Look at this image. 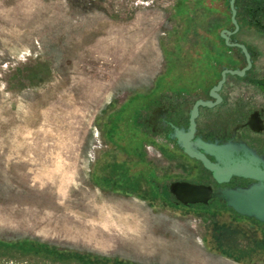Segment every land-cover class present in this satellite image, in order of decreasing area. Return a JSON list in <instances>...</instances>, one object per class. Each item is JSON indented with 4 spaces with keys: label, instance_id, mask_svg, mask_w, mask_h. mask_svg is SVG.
Returning <instances> with one entry per match:
<instances>
[{
    "label": "rangeland",
    "instance_id": "rangeland-1",
    "mask_svg": "<svg viewBox=\"0 0 264 264\" xmlns=\"http://www.w3.org/2000/svg\"><path fill=\"white\" fill-rule=\"evenodd\" d=\"M146 1L0 0V264H264L253 219L174 207L185 159L142 122L201 92L217 10Z\"/></svg>",
    "mask_w": 264,
    "mask_h": 264
},
{
    "label": "flooded vegetation",
    "instance_id": "flooded-vegetation-1",
    "mask_svg": "<svg viewBox=\"0 0 264 264\" xmlns=\"http://www.w3.org/2000/svg\"><path fill=\"white\" fill-rule=\"evenodd\" d=\"M209 1L217 11L204 18V87L201 92H186L168 101L159 99L142 122L151 134L173 145L175 151L168 149V154L185 159L186 169L171 181L202 183L216 190L244 186L251 180L232 176L227 183H217L209 170L184 154L176 139L169 136L174 133V126L188 127L189 112L196 100H209L214 102L212 106L199 107L194 137L218 144L243 142L264 157V0H234V15L230 0ZM221 79L223 83L216 91L220 97L217 101L210 89ZM206 156L214 161L212 156ZM193 165L201 175L199 179ZM167 191L174 205L193 206L175 203L168 187ZM202 206L226 207L216 199Z\"/></svg>",
    "mask_w": 264,
    "mask_h": 264
},
{
    "label": "water",
    "instance_id": "water-1",
    "mask_svg": "<svg viewBox=\"0 0 264 264\" xmlns=\"http://www.w3.org/2000/svg\"><path fill=\"white\" fill-rule=\"evenodd\" d=\"M234 0H230L232 14H235ZM233 22L235 20L233 18ZM223 79L212 86L210 93L220 100L216 93ZM214 102L198 99L189 112L187 128L174 126L178 147L188 157L199 161L212 174L217 183H227L232 176H239L251 181L244 186H225L213 190L210 185L193 183L184 180L171 181L167 184L175 203L182 205L208 204L216 199L240 216L264 224V157L243 142H226L224 144L206 142L194 137L196 117L200 106H212ZM206 154L212 156L211 161Z\"/></svg>",
    "mask_w": 264,
    "mask_h": 264
},
{
    "label": "trees",
    "instance_id": "trees-1",
    "mask_svg": "<svg viewBox=\"0 0 264 264\" xmlns=\"http://www.w3.org/2000/svg\"><path fill=\"white\" fill-rule=\"evenodd\" d=\"M127 148V147H126ZM126 150H128V149H126ZM135 164H130L129 165V170H127L126 171V174H125V176H126V178H127V180H129V179H131V177L133 176V175H135L136 176V174H137V170L135 171ZM165 190H167V187L165 186ZM167 193H168V191H167ZM198 206H201V207H203L201 204H198ZM255 223H257L258 224V226H259V228L261 229V231L263 232V234H264V224H262V223H260V222H258V221H255V220H253Z\"/></svg>",
    "mask_w": 264,
    "mask_h": 264
},
{
    "label": "crops",
    "instance_id": "crops-1",
    "mask_svg": "<svg viewBox=\"0 0 264 264\" xmlns=\"http://www.w3.org/2000/svg\"><path fill=\"white\" fill-rule=\"evenodd\" d=\"M178 14H180V13L176 12L175 18H177V17L179 16ZM212 14H214V13H213V12L208 13V11H207V12L205 13L204 16L207 17V15L210 16V15H212ZM130 164L132 165V164H134V163H132V162H130V163L126 162V165H125V166L127 167V170H129V165H130ZM114 177H115V176H114ZM116 177H117V176H116ZM116 177H115V178H116ZM125 178H126V176H125ZM126 179H127V178H126ZM119 182H121V181H119ZM174 207H180V206H176V205H174Z\"/></svg>",
    "mask_w": 264,
    "mask_h": 264
},
{
    "label": "built area",
    "instance_id": "built-area-1",
    "mask_svg": "<svg viewBox=\"0 0 264 264\" xmlns=\"http://www.w3.org/2000/svg\"><path fill=\"white\" fill-rule=\"evenodd\" d=\"M149 1H151V0H149ZM149 1H146V3H148Z\"/></svg>",
    "mask_w": 264,
    "mask_h": 264
}]
</instances>
